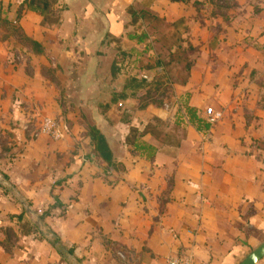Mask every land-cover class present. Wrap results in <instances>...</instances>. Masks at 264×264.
Returning a JSON list of instances; mask_svg holds the SVG:
<instances>
[{
    "label": "crops",
    "instance_id": "0c3cea01",
    "mask_svg": "<svg viewBox=\"0 0 264 264\" xmlns=\"http://www.w3.org/2000/svg\"><path fill=\"white\" fill-rule=\"evenodd\" d=\"M129 7L170 24L143 54H183L159 104ZM45 116L61 139L33 136ZM263 241L264 0H0V264H238Z\"/></svg>",
    "mask_w": 264,
    "mask_h": 264
},
{
    "label": "trees",
    "instance_id": "16d2710c",
    "mask_svg": "<svg viewBox=\"0 0 264 264\" xmlns=\"http://www.w3.org/2000/svg\"><path fill=\"white\" fill-rule=\"evenodd\" d=\"M128 11L130 12V14L132 15V20L130 22V24L134 25L137 29H140V33L142 35H139L138 38L139 40H147L149 39V33L153 32L154 29L157 30H165L166 28H168L170 26V24L165 22L164 17H162L161 15L154 13L153 11L149 10V9H145V8H135V7H129ZM144 27H146V30H150L149 32L147 31H143L145 30ZM145 40V41H146ZM181 56H183V54L181 52H175V53H171L170 54V62H166L165 58L162 57H152V60H147V62H145V59L142 57L140 60H143V62L147 63L142 65L141 67H146V68H158L160 66H162V68H164L166 70V72L168 73V76L170 77V79H174L173 78V67H172V62L173 61H178L179 62V58H181ZM142 62V63H143ZM141 63V64H142ZM185 67V65H184ZM187 68H189V65L187 66ZM165 72V73H166ZM166 73V74H167ZM167 79V78H166ZM158 81H155L152 83V87L147 90V93H145V97L148 98L149 94L152 95L154 91H156V84ZM141 86H145V81H142ZM151 92V93H150ZM160 103V102H159ZM189 113L191 114V116H194L193 110L189 109ZM130 135L127 138L128 142L133 143L135 136L137 135H143L145 133H148L150 131H153L156 127L153 124H147L145 129L143 131H140L139 127H136L135 125L130 126ZM90 136L91 138L94 140V142L96 143V149L99 152V154L106 158V159H110V149L108 147V144L106 142V139L104 137L103 134H101V132L95 128H93L90 132ZM109 155V156H108Z\"/></svg>",
    "mask_w": 264,
    "mask_h": 264
},
{
    "label": "built area",
    "instance_id": "2783aa9c",
    "mask_svg": "<svg viewBox=\"0 0 264 264\" xmlns=\"http://www.w3.org/2000/svg\"><path fill=\"white\" fill-rule=\"evenodd\" d=\"M159 69V71H161ZM145 80H150L149 75L147 73L143 74L141 76ZM120 106H122V103H119ZM165 108H170V103L169 101L164 102ZM207 114L212 116V121L215 120L216 116H214V112L212 108L207 109ZM25 130H29V126L26 125L24 126ZM47 135L48 137L54 139V140H59L62 137V132H61V127L59 123L52 117L45 116L42 119V125L39 131H35L33 133V136L37 137L39 135ZM168 264H195L194 258L191 255L188 256H172L168 259Z\"/></svg>",
    "mask_w": 264,
    "mask_h": 264
},
{
    "label": "rangeland",
    "instance_id": "374dc122",
    "mask_svg": "<svg viewBox=\"0 0 264 264\" xmlns=\"http://www.w3.org/2000/svg\"><path fill=\"white\" fill-rule=\"evenodd\" d=\"M143 31H147V32H149L150 30L148 29V30H142L141 32H143ZM140 35H142V34H140ZM161 40H162V45H161V47H158L157 45H155V47L157 48L156 49V51H158V52H161V53H164L165 52V45H164V33H163V31H162V33H161ZM146 40V39H145ZM151 44H152V42H151V40L150 39H147V42H146V46H144L143 47V49H142V52L140 53V55L144 58V59H146L147 57L149 58V59H151L152 60V58L151 57H153V56H150V55H147V54H143V53H145L146 51H148V49L149 48H152V46H151ZM131 54V53H130ZM129 54V55H130ZM132 54H136V52H132ZM138 55V54H137ZM125 58H126V56H124ZM141 57V58H142ZM123 58V57H122ZM162 58H163V56H162ZM143 60H140V61H138L137 62V67H141L142 65H144V64H147V63H145V62H143ZM142 63V64H141ZM165 72H166V70L164 69V68H162V70L161 71H158V69L156 70V73H158V74H162V75H159L158 77L159 78H157V80H155V81H158L157 82V84H156V91H154L153 92V94L152 95H150V97L152 96L153 97V102H157L158 104H159V102H163V100H164V98L166 97V93H168V92H170V88H169V80L168 79H166V74H165ZM145 88V87H144ZM153 88V87H152ZM151 93V92H150ZM25 130V129H24ZM27 131V130H26Z\"/></svg>",
    "mask_w": 264,
    "mask_h": 264
},
{
    "label": "water",
    "instance_id": "95a60500",
    "mask_svg": "<svg viewBox=\"0 0 264 264\" xmlns=\"http://www.w3.org/2000/svg\"><path fill=\"white\" fill-rule=\"evenodd\" d=\"M264 258V241L238 264H258Z\"/></svg>",
    "mask_w": 264,
    "mask_h": 264
}]
</instances>
